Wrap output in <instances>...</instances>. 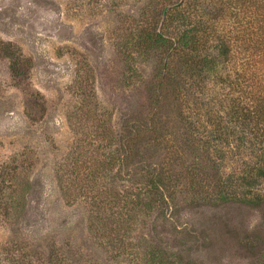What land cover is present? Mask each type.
I'll return each mask as SVG.
<instances>
[{
  "label": "rangeland",
  "instance_id": "rangeland-1",
  "mask_svg": "<svg viewBox=\"0 0 264 264\" xmlns=\"http://www.w3.org/2000/svg\"><path fill=\"white\" fill-rule=\"evenodd\" d=\"M183 7L264 40V0ZM161 10L0 0V264H264V202L241 201L264 196L242 179L256 157L204 137L228 105L220 66L168 72L169 49L140 41ZM158 174L167 207L143 191Z\"/></svg>",
  "mask_w": 264,
  "mask_h": 264
},
{
  "label": "trees",
  "instance_id": "trees-1",
  "mask_svg": "<svg viewBox=\"0 0 264 264\" xmlns=\"http://www.w3.org/2000/svg\"><path fill=\"white\" fill-rule=\"evenodd\" d=\"M169 2L159 0L161 13ZM165 16L163 27L166 30L149 26L140 41L147 49L149 46L169 49L168 62L172 66L169 65L168 72L176 67L177 73L190 70L202 75L204 71L211 69L214 72L220 66L221 74H217V80L227 88L228 105L219 116L218 123L213 124L212 130L206 131L204 137L209 142L234 143V148L238 150L248 147L256 157L257 165L252 173L242 179L249 188L256 186L264 178V40H248L246 43L244 39L220 35L216 19L205 26L203 19L196 18L183 7V0L178 6L169 8ZM175 22L177 24L172 27ZM248 49H251V54ZM170 75L167 73L164 78L170 80ZM202 138L198 133L192 135V140L196 142H202ZM193 141L189 140L198 144ZM161 177V174L152 176L151 185L143 187L145 194L153 196L155 207H167V194L163 193L161 186L164 177ZM241 201L262 205L264 196L256 193Z\"/></svg>",
  "mask_w": 264,
  "mask_h": 264
},
{
  "label": "water",
  "instance_id": "water-1",
  "mask_svg": "<svg viewBox=\"0 0 264 264\" xmlns=\"http://www.w3.org/2000/svg\"><path fill=\"white\" fill-rule=\"evenodd\" d=\"M168 8V6H166V8H165V10H164V12L163 13H165V11H166V9Z\"/></svg>",
  "mask_w": 264,
  "mask_h": 264
}]
</instances>
